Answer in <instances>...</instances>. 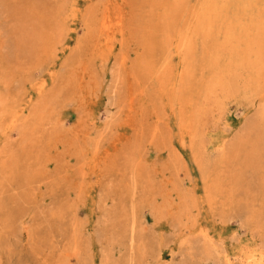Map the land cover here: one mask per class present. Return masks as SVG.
I'll list each match as a JSON object with an SVG mask.
<instances>
[{"label":"rangeland","instance_id":"obj_1","mask_svg":"<svg viewBox=\"0 0 264 264\" xmlns=\"http://www.w3.org/2000/svg\"><path fill=\"white\" fill-rule=\"evenodd\" d=\"M0 264H264V0H0Z\"/></svg>","mask_w":264,"mask_h":264}]
</instances>
